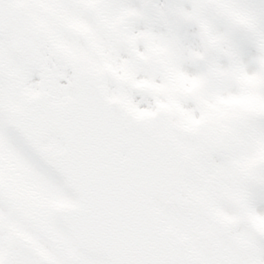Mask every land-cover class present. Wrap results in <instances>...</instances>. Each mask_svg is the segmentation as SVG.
Returning <instances> with one entry per match:
<instances>
[{"label": "snow or ice", "instance_id": "snow-or-ice-1", "mask_svg": "<svg viewBox=\"0 0 264 264\" xmlns=\"http://www.w3.org/2000/svg\"><path fill=\"white\" fill-rule=\"evenodd\" d=\"M0 264H264V0H0Z\"/></svg>", "mask_w": 264, "mask_h": 264}]
</instances>
